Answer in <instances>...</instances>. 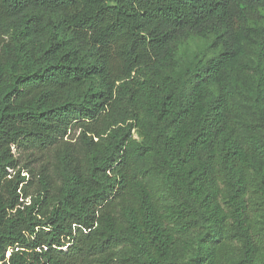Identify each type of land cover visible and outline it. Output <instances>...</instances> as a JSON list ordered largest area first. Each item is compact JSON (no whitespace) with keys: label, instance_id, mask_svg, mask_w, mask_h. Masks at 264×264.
<instances>
[{"label":"trees","instance_id":"16d2710c","mask_svg":"<svg viewBox=\"0 0 264 264\" xmlns=\"http://www.w3.org/2000/svg\"><path fill=\"white\" fill-rule=\"evenodd\" d=\"M0 264H264V0H0Z\"/></svg>","mask_w":264,"mask_h":264},{"label":"rangeland","instance_id":"374dc122","mask_svg":"<svg viewBox=\"0 0 264 264\" xmlns=\"http://www.w3.org/2000/svg\"><path fill=\"white\" fill-rule=\"evenodd\" d=\"M202 44L203 42L199 39H192L187 41L182 49L181 52L179 53V61L181 63L185 62L186 60H188L189 58H191L193 55H195L196 53H198L201 48H202ZM239 102L241 103L243 110L248 111V107L246 105V101H244V99H239ZM15 147H13V150L15 151ZM23 159H21L20 164H22ZM26 170H22V174H25Z\"/></svg>","mask_w":264,"mask_h":264}]
</instances>
